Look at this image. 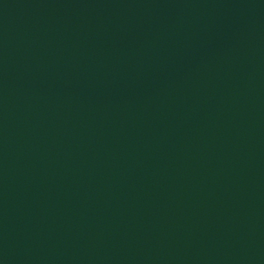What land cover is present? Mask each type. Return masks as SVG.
<instances>
[{
	"label": "water",
	"instance_id": "1",
	"mask_svg": "<svg viewBox=\"0 0 264 264\" xmlns=\"http://www.w3.org/2000/svg\"><path fill=\"white\" fill-rule=\"evenodd\" d=\"M0 264H264V0H0Z\"/></svg>",
	"mask_w": 264,
	"mask_h": 264
}]
</instances>
